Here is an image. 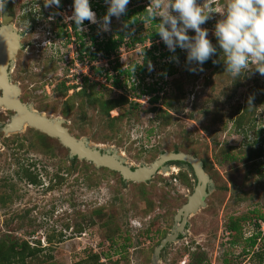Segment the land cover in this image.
Wrapping results in <instances>:
<instances>
[{
    "label": "rangeland",
    "instance_id": "rangeland-1",
    "mask_svg": "<svg viewBox=\"0 0 264 264\" xmlns=\"http://www.w3.org/2000/svg\"><path fill=\"white\" fill-rule=\"evenodd\" d=\"M148 3L130 0L125 14L111 17L110 30L103 32L99 23H83L84 31L66 23L71 0H60L59 8H46L43 0H8L3 14L28 10L32 15L11 23L31 40L12 58L11 82L21 102L62 119L75 138L116 151L130 167L148 165L174 149L201 160L211 181L205 205L188 216L184 233L160 251L157 264H199L197 256L206 264H264V221L239 220L235 242L228 243L225 234L234 219L264 215V76L250 69L232 80L224 72L213 35L219 14L211 13L201 25L217 49L202 70L188 71L181 49L160 57L167 48L159 40L118 49V64L128 70L120 76L122 88L91 69L110 63L99 53L89 60L90 36L116 34L130 10ZM221 3L213 0L214 7ZM89 7L100 21L107 5L89 0ZM149 28L141 17L130 27L141 34ZM148 87L158 91L142 94ZM153 95L157 100L151 103ZM93 96L116 99L117 105L105 113ZM11 113L0 107V241L40 248L22 264H92L91 254L103 264H151L153 248L169 233L174 213L194 185L189 167L173 161L144 182L123 180L116 171L69 157L56 138L33 127L4 133L1 126ZM27 172L36 175L35 182ZM255 233L259 239L249 245L246 239Z\"/></svg>",
    "mask_w": 264,
    "mask_h": 264
},
{
    "label": "clouds",
    "instance_id": "clouds-1",
    "mask_svg": "<svg viewBox=\"0 0 264 264\" xmlns=\"http://www.w3.org/2000/svg\"><path fill=\"white\" fill-rule=\"evenodd\" d=\"M7 0H0V13ZM130 0H104L106 12L100 21L89 7V0H71V14L64 21L71 22L76 29L84 31L83 23H99L100 30H110V18H119L126 12ZM44 7L59 8L60 0H43ZM211 13L219 14L213 27V35L223 55L224 72L232 80L250 69L264 76V0H222L220 7L213 6V0H149L144 17L154 23V31L167 50L174 53L184 50L187 70L196 72L210 57L217 53L208 37V30L202 28L211 19ZM58 14V13H57ZM127 25H125L126 27ZM192 30L193 35L187 33ZM175 60V57L172 58ZM215 63V61H213ZM148 70L152 66L149 62ZM253 97L247 100L252 105Z\"/></svg>",
    "mask_w": 264,
    "mask_h": 264
},
{
    "label": "water",
    "instance_id": "water-1",
    "mask_svg": "<svg viewBox=\"0 0 264 264\" xmlns=\"http://www.w3.org/2000/svg\"><path fill=\"white\" fill-rule=\"evenodd\" d=\"M0 107L12 110L9 121L4 123V133L18 131L23 123L33 126L36 130L49 137L56 138L58 142L67 148L69 157H76L92 162L97 167H106L119 173L121 179L134 182H144L154 173L163 168L168 169V161H177L189 167L194 185L191 192L186 196L185 202L180 205L173 215V226L169 233L165 234L153 248L151 264H157L160 251L170 242L174 241L179 233H182L189 215L195 213L205 205L206 197L211 181L204 172L202 162L197 157L181 151L161 152L148 165L127 166L121 156L114 150L88 147L84 137L71 136L66 127L62 125V119L41 117L37 113L30 112V105L21 102L19 88L11 83L8 68L12 58L19 48V35L9 25L0 27ZM6 35V36H4ZM10 36V41L8 36ZM116 152V151H115Z\"/></svg>",
    "mask_w": 264,
    "mask_h": 264
},
{
    "label": "trees",
    "instance_id": "trees-1",
    "mask_svg": "<svg viewBox=\"0 0 264 264\" xmlns=\"http://www.w3.org/2000/svg\"><path fill=\"white\" fill-rule=\"evenodd\" d=\"M65 1L70 2V0H64V2ZM144 9H145V6L141 5L137 8V10L135 9L130 10L129 14L127 15V18H125L128 20H125L123 22L124 27L122 28V30L116 32V34L114 35H109L106 38H102L99 40L96 38V36L91 35L90 42L92 44L91 46L92 50H89L87 47L85 48V50L88 53L89 60H93L95 58V55L99 53V56L106 59V61H109L110 63L109 67L104 68L102 66H99V67L91 68V69L96 72V75L102 77L104 81L111 80V83H112L111 85L115 88H122L123 85H122V81L120 80V76L126 75V74L128 75V70L122 68L121 65L118 64V61L116 58V52L121 46L132 48L135 44L143 45L145 41L154 43L156 40H159L160 46L162 47L165 46L164 43L160 40L157 33L154 31V28H155L154 23L158 22V19L156 18H154L152 22L149 21V23L151 24V28H149V30L145 32L144 34L132 33L130 27L136 25L139 17H141L143 21H148L144 17ZM86 22L87 21H84V23ZM125 25L127 26L125 27ZM71 27L73 29H76L73 24H71ZM62 34L63 33H60L58 35L60 36ZM79 37L81 36L77 35V38ZM125 37H127L128 41L124 40ZM82 47H83V42L80 41L78 44L79 53H81ZM142 49L144 50V46H142ZM179 51H180L179 48H177L175 50V53H179ZM170 53L171 52H169L168 50H163L159 55L160 57H167L170 55ZM169 71H172V70H169ZM170 73L171 72H169V74ZM157 91L158 90L154 88L148 87L147 89H145L144 92H142V94H151ZM119 97L120 99H123V97L121 96ZM93 98L97 100L98 106L105 113L109 109L117 105L116 104L117 100L113 98H109L107 100L101 99L100 96H93ZM149 100L151 101V103L155 102L157 100V96L156 95L150 96ZM176 150L177 149H174L175 152ZM24 171H28L27 168H25ZM27 173H29V180H31V182H35L36 175H30V172H27ZM246 219H249V220L260 219L264 221V215L256 214V215H251V216H241L239 219H234L233 221H230L227 224V229L229 230L228 232H231L233 235H235L236 232H239L238 231L239 230V226H238L239 220H246ZM254 224L256 225V227L258 226L257 222H254ZM255 237H257V234L250 237V242L248 243L249 245H252L255 243ZM107 238L110 239V236L108 235ZM0 243H2V241H0ZM2 244L4 248L0 247V264H13V263L22 264L25 257H30L40 251V248L30 247L25 241L17 242L16 240H9L8 244H5L4 242ZM195 259L196 261H199V262L201 260V258H198V257L197 258L195 257ZM88 260H90V262L92 261L91 262L92 264H103V263L98 262L97 254L89 255ZM82 263L83 262L78 261L75 264H82ZM203 264H206V263H203Z\"/></svg>",
    "mask_w": 264,
    "mask_h": 264
},
{
    "label": "flooded vegetation",
    "instance_id": "flooded-vegetation-1",
    "mask_svg": "<svg viewBox=\"0 0 264 264\" xmlns=\"http://www.w3.org/2000/svg\"><path fill=\"white\" fill-rule=\"evenodd\" d=\"M8 1V0H7ZM4 12H2V13H0V27L2 26V25H9V27L10 28H12V25H11V23L13 22H15V20H16V16H18L19 18H22V20H23V18H31L32 17V15L31 14H29L28 13V10L24 13V12H21V13H18V14H16V13H12V14H3ZM29 16H28V15ZM38 16L39 15H41V16H43V21H44V19L46 18V16H45V13L44 12H40L39 11V8H38V10H37V13H36ZM28 16V17H27ZM21 20V19H20ZM32 20V19H31ZM29 28V27H28ZM13 29V28H12ZM30 29V28H29ZM14 30V29H13ZM18 35H19V48L17 49V51L18 50H23L24 48H26L27 47V42H31V40H25V39H23L24 38V36H25V32L23 31V29L22 28H20V27H18L17 29H15L14 30ZM39 45V44H38ZM16 51V52H17ZM15 52V53H16ZM8 71H9V76H10V73H11V71H12V62H11V64H10V66H9V68H8ZM10 81H11V79H10ZM12 83V82H11ZM11 112H12V110H11ZM13 113V112H12ZM12 113H11V115H12ZM8 121H9V118H8ZM6 123V122H5ZM4 124H2V126H3ZM2 126H1V128H2ZM170 162H173V161H168V162H166L165 164H168V163H170ZM177 162V161H176ZM179 163H181V162H179ZM168 166V165H167ZM157 172H159V170L157 171ZM156 172V173H157ZM186 225H187V222L185 223V226H184V229H183V231H182V233H179L178 235H177V237H176V239L175 240H178L181 236H182V234L184 233V231H185V227H186ZM225 234H227V240H228V243H231V242H235V241H237V238H238V232H236L235 233V235H233L231 232H226ZM240 234H242L243 235V233L242 232H240ZM256 234V233H255ZM255 234H250V236L246 239L247 241V243H249L250 242V237L251 236H254ZM229 235H231V239L229 238ZM255 239H259V238H257V237H255ZM245 240V239H244ZM198 257V256H197ZM196 257V258H197ZM199 258V257H198ZM203 260V259H202ZM201 260V262H199L198 261V263L200 264V263H206V262H203ZM195 261H196V259H195ZM195 264H197V263H195Z\"/></svg>",
    "mask_w": 264,
    "mask_h": 264
},
{
    "label": "bare ground",
    "instance_id": "bare-ground-1",
    "mask_svg": "<svg viewBox=\"0 0 264 264\" xmlns=\"http://www.w3.org/2000/svg\"><path fill=\"white\" fill-rule=\"evenodd\" d=\"M9 29H11L10 27H9ZM2 32V30L0 31V33ZM4 36H6V35H4ZM8 36V35H7ZM8 38H9V41H10V36H8ZM30 112H32V113H37L39 116H41V117H51V118H58L57 116H53V115H50V116H46V115H44V114H42V113H40V112H38V111H36V110H34V109H32L31 107H30ZM24 126H28V124H26V123H23V125H22V128L24 127ZM29 127H33V126H29ZM34 128V127H33ZM36 129V128H35ZM71 135V134H70ZM72 136V135H71ZM88 147H90V148H99L98 146H95V145H92V144H89V142H87V144H86ZM104 149V148H103ZM116 155V152L114 151V156ZM117 155L118 156H121L120 154H118L117 153ZM122 157V156H121ZM126 164V163H125ZM127 165V164H126ZM128 166V165H127ZM168 169H165V168H163L162 170H161V172H165V171H167Z\"/></svg>",
    "mask_w": 264,
    "mask_h": 264
},
{
    "label": "built area",
    "instance_id": "built-area-1",
    "mask_svg": "<svg viewBox=\"0 0 264 264\" xmlns=\"http://www.w3.org/2000/svg\"><path fill=\"white\" fill-rule=\"evenodd\" d=\"M66 5H68V4H66ZM66 5H65L64 7H65V8H69V7H68V6H66Z\"/></svg>",
    "mask_w": 264,
    "mask_h": 264
}]
</instances>
